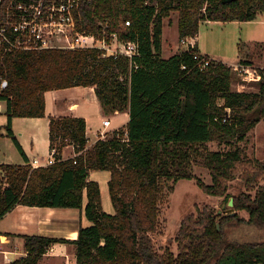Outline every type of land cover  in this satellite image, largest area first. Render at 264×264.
Here are the masks:
<instances>
[{
	"label": "trees",
	"instance_id": "16d2710c",
	"mask_svg": "<svg viewBox=\"0 0 264 264\" xmlns=\"http://www.w3.org/2000/svg\"><path fill=\"white\" fill-rule=\"evenodd\" d=\"M175 11L182 40L197 36L204 20L264 18V0L85 2L76 13L78 31L97 37L117 33L122 41L136 42L138 50L131 58L98 47L6 50L0 46V101L6 103L7 116L5 126L0 124V136L4 130L26 161L13 119L45 117L47 91L94 86L104 115H130L126 126L97 139L90 148L85 118L51 116L53 164L0 163V219L17 205L82 209L86 194L85 215L91 224L82 225L78 238L71 241L76 245V264H264V240H233L224 227L234 220L264 230V161L249 157L239 144L264 120V68L255 79L258 90L237 92L232 83L241 74L212 58L202 69L196 45L164 57L165 19ZM214 140L229 147L208 148ZM69 145L76 155L64 159ZM194 164L208 169L210 184L194 174ZM92 170L111 172L114 214L102 209L100 185L89 179ZM238 174L246 188L230 195V182ZM181 179H196L208 194L233 196L235 209L245 210L248 218L220 215L204 204L182 219L174 238L177 254L170 247L161 252L153 237L161 227V201ZM21 236L26 254L10 264H42L53 243L68 241Z\"/></svg>",
	"mask_w": 264,
	"mask_h": 264
},
{
	"label": "rangeland",
	"instance_id": "374dc122",
	"mask_svg": "<svg viewBox=\"0 0 264 264\" xmlns=\"http://www.w3.org/2000/svg\"><path fill=\"white\" fill-rule=\"evenodd\" d=\"M262 17V16H260ZM263 18L257 17L253 21L237 22V26L233 24H206L200 25L199 34L200 41L206 46V50L213 55L210 58H220L226 61H237L240 55L251 59L253 64L257 67L264 68V22ZM164 45H165V56L173 54L175 51L180 49H186L187 47L182 44L179 38L178 31V12H172L170 17L165 19L164 25ZM237 42L239 43L237 45ZM215 52V53H214ZM239 55V56H238ZM213 56V57H211ZM237 66V65H235ZM232 66V67H235ZM255 79L246 76H236L232 83V89L234 91H256L258 90L255 85ZM238 82H244L242 86ZM94 112V110H91ZM104 115V114H103ZM102 117L97 116V119ZM111 118V117H110ZM121 117L111 118L113 125L121 124ZM20 121V120H18ZM29 124L24 121L17 122L16 124V135L19 136L20 132L24 130V135H27L30 128ZM109 134L112 131L107 129ZM91 136H95L92 133ZM2 148L6 152V160L8 163H17L22 161V155L16 149V145L13 140L9 137L1 138ZM242 145L248 156L254 159L264 161V122H261L259 126L253 129L246 140L239 142ZM208 148L210 149H224L228 148L225 143H219L214 140L209 142ZM44 155H39L44 161H47L49 156L44 150ZM41 158V159H42ZM202 160V158H198ZM241 168L244 165H240ZM194 174L203 180L205 183H211L212 177L207 168L200 164H194ZM98 175L100 179L104 180L102 175H106L105 171H94L93 175ZM230 182L229 192L230 195L238 194L245 190V183L242 181L240 175ZM261 183H264V178ZM101 188V187H100ZM255 191H252L254 194ZM233 197V196H231ZM225 196L212 195L204 192L197 184L196 179H181L176 184L172 191L166 190L164 197L160 205V221L161 227L158 232L153 234L156 247L163 252L167 247H170L176 254L178 252L176 243L174 241L176 232L181 224L182 219L188 214L197 213V209L202 208L204 204L210 205L217 212L220 211V215L234 216L248 218V213L245 210H237L234 205L229 206L228 202L230 198ZM102 209L110 214L115 213V207L113 205L109 188L103 185V194H101ZM219 228H220V224ZM225 231L227 236L233 240H264V230H257L248 224L237 223L236 221H228L225 224ZM14 240V239H13ZM9 250H14L18 253L25 252L23 243L21 241L11 242L7 247ZM11 257L14 259L20 257V254H12Z\"/></svg>",
	"mask_w": 264,
	"mask_h": 264
},
{
	"label": "crops",
	"instance_id": "0c3cea01",
	"mask_svg": "<svg viewBox=\"0 0 264 264\" xmlns=\"http://www.w3.org/2000/svg\"><path fill=\"white\" fill-rule=\"evenodd\" d=\"M259 18H263L260 17ZM264 22V18L262 20ZM238 20L220 22V21H210L204 20L201 24H233L234 27L237 26ZM246 23V22H244ZM200 24V25H201ZM164 35V31H163ZM195 45L198 47L199 51L203 54H206L210 57L213 53H210L206 50L203 42L200 41V34L197 36L189 38ZM163 42V56L170 57L171 55L177 53L180 50L175 51L169 56H165V45L164 38ZM239 43L237 42V45ZM215 53V52H214ZM239 56V55H238ZM213 57V56H211ZM224 62L229 66H235L239 64H246L244 61H252L243 55H240L237 61H226L220 58H212ZM256 66L254 64H250ZM257 67V66H256ZM259 68V67H258ZM242 86L244 82H238ZM255 85V84H253ZM46 101V115L45 117H17L13 119L12 129L13 132L21 144L27 161L32 164L35 159H38L40 163H46L42 157L39 155H44V150L48 156H50V140H49V123L51 116H79L83 117L87 123V136H88V146L90 148L93 146L95 141L98 139V131L103 127V120L106 118L113 119L121 117L122 122L119 125H116L113 128H110L113 125L111 120L110 126L107 128L110 131L119 129L127 125L130 115L129 112H116L113 115H103V109L100 104V101L97 97L94 86H74L63 89L50 90L45 93ZM94 110L92 112L91 110ZM6 112V103L0 101V124L5 126L7 123ZM102 117L100 120L97 119V116ZM111 117V118H110ZM20 120V121H18ZM24 121L26 124H29V132L27 135H24V130H22L19 136L16 135V124L17 122ZM261 122H264L261 121ZM259 122L256 128L261 123ZM4 134L0 136V163H8L6 160V152L2 148L1 138L8 137L5 135V131H2ZM92 133L95 136H91ZM10 138V137H9ZM15 144V143H14ZM16 145V144H15ZM16 149L18 150L17 146ZM19 151V150H18ZM76 151L72 145H69L64 148L63 158H71L75 155ZM42 158V159H41ZM25 158L22 156V161H19L14 164H25L27 163ZM94 171L92 170L89 176L90 180L97 181L100 185L101 194H103V185L109 188V181L111 179V172L109 170L105 171L106 175H102L104 180L100 179L98 175H93ZM87 203V196L84 195V207ZM71 208V207H47V206H27V205H17L12 211L8 212L3 218L0 219V233L10 237L12 242L14 240L21 241L23 243L24 234H37L41 236H49L61 239H67L68 241H60L53 243L48 251L43 255L41 259L42 264H76V245L71 242L78 238L79 229L83 225L91 224L90 220L85 215V208ZM14 239V240H13ZM14 254V253H13ZM18 254V253H17ZM12 255V254H10ZM11 257V256H10ZM14 259V257H11ZM15 260V259H14Z\"/></svg>",
	"mask_w": 264,
	"mask_h": 264
},
{
	"label": "built area",
	"instance_id": "2783aa9c",
	"mask_svg": "<svg viewBox=\"0 0 264 264\" xmlns=\"http://www.w3.org/2000/svg\"><path fill=\"white\" fill-rule=\"evenodd\" d=\"M91 0H0V46L6 50H40L46 48L76 49L98 47L107 54H125L130 58L137 53V43L122 41L117 33H106L101 37L82 33L77 29L76 13L85 2ZM127 24H130L127 22ZM186 37L181 40L187 48L195 43ZM200 67L206 68L211 58L198 53ZM239 74L249 78L259 76V68L253 65L239 64L233 67ZM230 111V110H229ZM229 112L223 121H227ZM111 119L103 120V127L98 131V139L108 137L107 128ZM55 149L46 163L35 159L32 165L48 166L55 162ZM76 155V153H75ZM12 242L10 237L0 233V264H10V254H17L7 247ZM20 256L26 252L18 253Z\"/></svg>",
	"mask_w": 264,
	"mask_h": 264
},
{
	"label": "water",
	"instance_id": "95a60500",
	"mask_svg": "<svg viewBox=\"0 0 264 264\" xmlns=\"http://www.w3.org/2000/svg\"><path fill=\"white\" fill-rule=\"evenodd\" d=\"M4 84H6V82H5ZM228 205H229V206H233V205H234V197H231V198H230V200H229V202H228ZM219 213H220V211H219ZM218 228H219V225H218Z\"/></svg>",
	"mask_w": 264,
	"mask_h": 264
}]
</instances>
